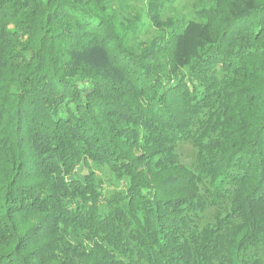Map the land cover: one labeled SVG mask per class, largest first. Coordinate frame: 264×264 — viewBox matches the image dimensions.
I'll return each instance as SVG.
<instances>
[{"label":"trees","instance_id":"obj_1","mask_svg":"<svg viewBox=\"0 0 264 264\" xmlns=\"http://www.w3.org/2000/svg\"><path fill=\"white\" fill-rule=\"evenodd\" d=\"M130 1L0 0V264H263L264 0Z\"/></svg>","mask_w":264,"mask_h":264},{"label":"rangeland","instance_id":"obj_2","mask_svg":"<svg viewBox=\"0 0 264 264\" xmlns=\"http://www.w3.org/2000/svg\"><path fill=\"white\" fill-rule=\"evenodd\" d=\"M128 3V6L123 12L124 17L128 18L134 15H139L140 17V22L137 25V34L131 39V41L146 42L150 41L153 37L160 36V31H157L150 25L148 17L146 16L144 2L133 0ZM215 4V0H171L162 9L161 20L165 26L170 23L180 25L188 20H203L201 15H204L208 9L216 6ZM118 5V3H115L114 8L116 9ZM174 155L178 167L189 170H194L196 168L197 149L192 141H184L175 144ZM101 175L100 172H97L98 177ZM105 177L106 180L108 179L112 183V186L106 188L104 192L105 197H108L114 189L120 187V184L115 183L110 174H106ZM107 184L108 183H106V186ZM228 208L229 203L227 200L220 201L216 206H207L204 211L198 215L197 224L201 228L207 224L214 223L216 218L220 215H224ZM258 255L262 258L264 264V250H262V254L260 252Z\"/></svg>","mask_w":264,"mask_h":264}]
</instances>
